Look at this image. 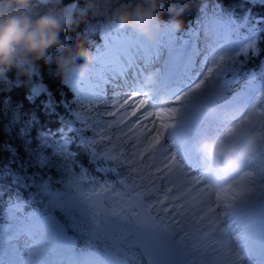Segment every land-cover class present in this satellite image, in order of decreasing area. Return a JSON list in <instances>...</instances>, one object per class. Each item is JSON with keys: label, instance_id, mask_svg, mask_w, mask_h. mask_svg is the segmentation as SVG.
Here are the masks:
<instances>
[{"label": "snow or ice", "instance_id": "snow-or-ice-1", "mask_svg": "<svg viewBox=\"0 0 264 264\" xmlns=\"http://www.w3.org/2000/svg\"><path fill=\"white\" fill-rule=\"evenodd\" d=\"M47 2L34 0L37 6ZM250 2L255 4L257 0ZM260 2L264 3V0ZM64 3L70 4L73 0H64ZM241 29H247L248 34L242 35ZM179 32L175 24L166 22L159 38L153 40L140 32L105 25L100 31L103 43L95 49L94 61L90 66L86 65L73 84L68 85L81 98V103L89 101V108L92 102L109 103L105 99L109 86L114 91L119 89L111 101V108L115 110L104 113L113 118L119 116L117 125L127 119V113H121L130 106V101H136L131 105V116L137 119L125 125L129 133L136 129L133 138L138 144H143L136 156L151 160L152 163L144 167L153 168L165 179L184 177L183 184L169 181L172 187L168 192L175 189L176 195H165L164 199L157 200L156 203L162 206L159 209L145 203L151 198V190L145 193L135 187L112 198H109L110 193L103 200L90 199L83 192L87 187L82 182L83 173L78 176L68 167L76 157V153L68 150L70 141L53 142V148L48 142V135L41 133L37 137L39 144L36 148L31 141L24 144L30 160L38 156L40 168L57 167L55 161L62 160L59 169L70 179L61 187V182L35 174L32 177L15 176L12 183L18 188L31 187L35 190L29 199L21 198L17 191L15 199L8 202L0 216L3 220L0 223V264H190L188 248L177 239L189 227L197 236L201 235L202 229L203 235L208 237L201 244L203 255L193 249V254L201 255L200 264H244L245 256L254 254L251 245L242 247L236 243L233 247L235 242L230 232L225 237L229 243L219 248L214 243H208L212 239L208 233L211 230L213 235L224 236L241 208L247 210L252 223L264 222V177L257 182L251 172H236L238 180L213 192L209 179L219 178L201 162L194 145L204 136L221 133L223 136H235L247 119L243 112L252 106L264 113V90L257 95L251 83L255 73L249 75L245 89L235 95L232 94V85L236 77L233 76L232 80L224 78L226 73L239 71L242 58L246 60L250 54L260 53L259 44L264 42L260 33H264V29H258L255 23L250 24L248 15L237 21L219 4H213L210 10L205 4L196 27H189L183 36L178 35ZM202 37L203 48L199 46ZM81 55L84 61L90 56L83 50ZM157 64L161 65L157 71L144 75L149 67ZM39 75L40 69L36 66L31 77ZM260 75L264 77V72ZM6 80L7 77L0 78V81ZM8 83L11 84V81ZM13 86L20 87L21 84L17 80ZM125 87L128 91H123ZM261 87L264 88V85ZM41 93L48 96L44 108L54 112L53 94L42 83L31 86L27 99L32 101ZM161 93L168 95L163 103L159 100ZM210 99H223L239 115L234 120H228L222 111L203 114L200 105ZM63 106L68 108L67 104ZM141 109L145 110L141 113L145 119L155 117L151 129L147 125L141 126L142 131L137 128L141 124L137 116ZM72 115L82 127H88L87 118L81 112ZM178 128L187 130V134L181 133L175 141L182 147L183 160L176 151H170L162 144L165 134ZM260 128V146L264 149V120L260 122ZM60 131L63 132L62 129ZM106 132L107 129L101 139H110ZM20 135L23 137L27 133L21 129ZM96 143L95 139L87 138L82 139L80 144L83 151L91 153L93 160L97 156L93 147ZM50 148V156L39 155V152ZM5 150L12 153V162H15L16 149L6 146ZM157 153L160 154L158 158L154 155ZM103 155L114 159L108 154ZM131 162L136 163L134 159ZM186 168L194 169L200 175L194 177ZM134 171L142 169L137 167ZM148 179L154 182L159 177L149 176ZM185 190L208 193L206 209L198 210V222H195L197 217L194 216L192 224L185 222L191 209L187 203H178L182 199L187 201ZM111 191L116 190L113 188ZM165 201L167 206H164ZM177 217H180L179 221ZM225 247L226 252L223 250ZM261 252L264 254V244H261Z\"/></svg>", "mask_w": 264, "mask_h": 264}, {"label": "clouds", "instance_id": "clouds-1", "mask_svg": "<svg viewBox=\"0 0 264 264\" xmlns=\"http://www.w3.org/2000/svg\"><path fill=\"white\" fill-rule=\"evenodd\" d=\"M33 5L34 0H0V78L15 70L25 77L19 81L24 85L40 62L54 63L55 74L61 83L71 85L86 67L81 51L74 48L65 35L74 26L84 22L88 26L86 31L93 34L102 31L105 25L116 26L155 40L166 23L160 13L169 10L170 0H73L70 4H65L64 0H48L42 11L35 10ZM90 16L95 18V23L89 20ZM171 23L177 30L182 27L179 20ZM94 59L95 53H92L87 63L91 64ZM167 99V93H161L160 102ZM200 111L205 115L222 111L228 120L239 115L223 99L203 101ZM242 115L247 119L235 136H223L222 133L204 136L194 145L201 162L225 182L252 159L261 142L260 122L264 120V113L252 106ZM202 193V190L184 192L192 205L202 203Z\"/></svg>", "mask_w": 264, "mask_h": 264}, {"label": "trees", "instance_id": "trees-1", "mask_svg": "<svg viewBox=\"0 0 264 264\" xmlns=\"http://www.w3.org/2000/svg\"><path fill=\"white\" fill-rule=\"evenodd\" d=\"M194 1L195 0H170L169 10L163 11L160 13V16L161 18H163L162 16L173 17L176 12L182 14L184 11H191L190 7L193 8ZM223 1L226 3V5H229L230 3L228 4V2L232 0ZM33 7L37 11H42L45 5L41 4L37 6V4L34 3ZM89 20L93 23L96 22L95 18L91 16L89 17ZM87 27V24L82 22L78 26H74L70 32L65 34L69 39L70 37L74 38V42L76 43L74 48L78 49L77 44L84 43L86 41V39L84 40L83 35H86L85 32H87ZM261 38L264 39V33L262 34ZM259 47L261 51L264 52V42L260 43ZM38 67L40 69V75L32 76L30 79H28L26 84L21 85L20 87H14L13 85H15L17 80H25V77L19 76L15 70L7 74L6 81H0V187L2 188L6 187L4 183L7 182V178L5 177L6 182H1V179L4 181L1 173H6L7 170L11 172L19 170L17 173L22 172L26 175L28 170L30 171L31 169L36 168V166H39L37 165V157H32L30 160L29 155L24 150V144L31 140L29 134L23 137L20 135L21 121L33 120L32 118H35L37 121H39L40 118L46 126H49L57 120L54 116L47 117L44 116V113H41L40 108L42 102L45 99L44 94H40L33 101L27 99L31 86L43 83L52 92L54 99L57 101L61 100L62 95L64 100L67 102L72 99L70 93L67 92L66 88L63 87L62 83L60 82V79L56 76L54 71V63L44 64L43 62H40ZM8 81H11V84L8 83ZM3 101H8V103H3ZM57 109L61 110V107H57ZM42 122H40V126H43L41 125ZM31 131H33L34 134L36 133L33 127L31 128ZM6 146L16 149L17 158L15 162H12V153L5 150ZM80 149L81 147H78L76 150L80 151ZM30 164L34 166H30ZM24 166H28L26 167V170H24ZM43 171L44 168L42 169V172Z\"/></svg>", "mask_w": 264, "mask_h": 264}, {"label": "rangeland", "instance_id": "rangeland-1", "mask_svg": "<svg viewBox=\"0 0 264 264\" xmlns=\"http://www.w3.org/2000/svg\"><path fill=\"white\" fill-rule=\"evenodd\" d=\"M248 33L247 32H244L243 33V35H247ZM230 74H232V73H226L225 74V79H226V77L228 76V75H230ZM93 104V103H92ZM97 102H96V104H94V107H93V110H92V113L93 114H99L100 116H102V122H103V128H105V129H107V132L106 133H111V135H110V137L111 136H113V138H112V141H113V143L114 144H116V145H119V147L117 146V147H115L114 148V150H115V152H116V154H117V156H118V161H120L121 162V160L123 159V152H125V153H129L130 151H132V150H134V148L135 149H140V148H143V144H138V142L133 138L132 140L131 139H129V135H133V137H134V135H135V132H136V129H133V132L132 133H129V132H125V134L124 135H122V136H119L118 135V132H117V130H118V128L117 127H115L116 125H114L113 124V122L112 123H110L109 121H111V120H114V119H116V117L115 118H113V117H109V116H106V115H104V113L106 112V111H109V110H112V109H110V108H105V110H99V111H96V112H94V109H96L97 108ZM98 116V115H97ZM119 117V116H118ZM148 118V117H147ZM111 119V120H110ZM127 121V119H125V121L123 122V123H125ZM109 124H111L112 125V127L111 128H109L108 127V125ZM142 125H147L148 126V128L149 129H151V127H152V121H146L145 123L143 122V124H140V125H138L139 127H137V128H140L141 129V131H142ZM119 127V126H118ZM125 138H127V139H129V141L127 142V143H125V144H123L122 142L123 141H126L127 139H125ZM140 139L142 140L143 139V137H140ZM133 142V143H132ZM163 143V142H162ZM129 144H131V146L129 145ZM164 146V148H168L166 145H163ZM110 148V147H109ZM169 149V148H168ZM107 150V149H106ZM129 151V152H128ZM147 155V154H146ZM159 155L160 154H156L155 156L158 158L159 157ZM101 156H102V154H101ZM105 156H102V158H103V160H106V158H104ZM141 158H143V157H141ZM144 161L146 162L145 164H151L152 163V161L151 160H145L144 159ZM143 161V162H144ZM144 164V165H145ZM142 165V164H141ZM144 165H142V167L144 168V169H146V170H148V169H151V168H145L144 167ZM152 172H154V174H151V176H157V175H159V179H156L155 180V183H158L159 184V188L161 187V188H165V186H169L170 185V187L169 188H171L172 187V184L169 182L170 180H174L175 179V177H169L168 179H165L164 177H162V176H160V174L159 173H156L155 172V170H153ZM136 174H138V172H136V171H132V172H130V175L129 176H126V178L128 179V180H130V181H134L135 179H134V177L136 176ZM177 177V176H176ZM185 179V178H184ZM184 179L183 178H180L178 181H176V180H174L178 185L179 184H182L181 183V181H184ZM140 183V181L139 182H137V183H135L134 184V187L138 190V191H140V192H145V190L143 189V187H141V185L139 184ZM169 193H175L176 194V190L175 189H173V191L172 192H168V194ZM174 195V194H173ZM22 198V197H21ZM24 199V198H23ZM204 201V200H203ZM168 203V202H167ZM173 203H177L176 201H174ZM178 203H180V204H185V203H187V205H190V211H188V213L190 214V213H193L194 211L193 210H200V209H203V207L199 204V205H192L191 206V204L188 202V200L187 201H185V200H180ZM159 206V205H158ZM176 219H180V217H177ZM177 238H179V239H182L183 241H184V246H186L187 248H188V250H189V254L193 251V249H195L196 250V248H197V244H195L194 243V240L195 239H193V237L192 236H190L188 239L187 238H185V234H182V235H179ZM188 259H189V261H190V264H194V262H192V258L189 256L188 257Z\"/></svg>", "mask_w": 264, "mask_h": 264}, {"label": "bare ground", "instance_id": "bare-ground-1", "mask_svg": "<svg viewBox=\"0 0 264 264\" xmlns=\"http://www.w3.org/2000/svg\"><path fill=\"white\" fill-rule=\"evenodd\" d=\"M109 98V97H108ZM110 99V98H109ZM111 100V99H110ZM136 103V101H130V106L128 107V108H126L124 111L129 115V116H131V105H134ZM100 108H103V106H101ZM145 108L147 109L148 108V106L146 105L145 106ZM149 110H151V109H149ZM145 110L144 109H141L138 113H137V116H139L140 117V120H141V123H143V121H144V117L141 115V113H143ZM137 119V117H134V116H131V117H129V120H128V122L129 121H134L135 122V120ZM155 120V117L154 116H149V119H148V121H154ZM163 144H165V143H163ZM110 155H112V152L110 151V153H109V156ZM155 155V154H154ZM193 176H195V174L193 173ZM195 177H197V176H195ZM207 192H203L202 193V195H203V199H205L206 201H208V193L206 194ZM159 209V208H158ZM236 229H239L238 227H236ZM180 241V240H179ZM182 242V241H181ZM236 243H238V244H240V242H235L234 244H236ZM247 264H252L251 262H248Z\"/></svg>", "mask_w": 264, "mask_h": 264}, {"label": "water", "instance_id": "water-1", "mask_svg": "<svg viewBox=\"0 0 264 264\" xmlns=\"http://www.w3.org/2000/svg\"><path fill=\"white\" fill-rule=\"evenodd\" d=\"M92 195V196H91ZM90 196H88V197H90V198H92V199H95V198H99L100 199V197H99V194H91Z\"/></svg>", "mask_w": 264, "mask_h": 264}]
</instances>
